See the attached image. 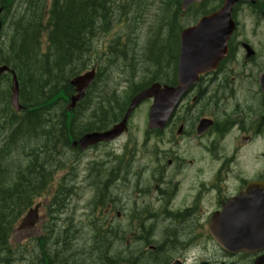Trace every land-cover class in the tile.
I'll return each instance as SVG.
<instances>
[{
  "label": "trees",
  "instance_id": "16d2710c",
  "mask_svg": "<svg viewBox=\"0 0 264 264\" xmlns=\"http://www.w3.org/2000/svg\"><path fill=\"white\" fill-rule=\"evenodd\" d=\"M14 1L0 0V8H4L6 17L13 16L4 34L6 39L0 43V63L8 64L16 72L20 83V99L26 108L21 113L12 109L11 75H4L0 80V264H8L11 253L14 255L8 240L17 220L29 206L30 186L31 189L36 188V175L43 171L42 166L49 157L47 153H42V149L52 152L68 140L63 139L58 120H51L61 118V124L77 127V122L81 120L66 119L71 116H76L73 117L75 119L89 116L85 114V108L76 114L68 112L66 103L73 93L69 76L85 63L86 56L94 53L92 39L98 32L108 31V24L113 18V5L133 8L134 4L141 8L146 4L145 0H132L131 4L129 0L125 3H122L123 0H65L63 4H60V0H27L28 10L16 7V12L12 13ZM45 39L49 44L47 53L43 50ZM117 39L120 40L119 36ZM127 45L135 46L130 40ZM120 46V43L112 45L111 48L115 50L110 51L108 67L122 64L129 58V50L126 48L120 52ZM135 48L132 54L137 57ZM173 48L172 43L165 41H162L161 46L156 44V40L150 43L146 47V67H152L153 64L161 66ZM160 73L157 78L161 77ZM110 92L111 95L104 98L109 104L106 110L90 114L95 116L93 119H102L96 128H105L111 123L108 119L122 115L136 91L132 93L130 90L127 98L119 100L115 98V90ZM87 100L86 97L84 101ZM114 100L119 103V108L110 110L112 103L116 102ZM84 123L85 128L82 124L78 129H68L69 132L80 135L91 130L93 126ZM29 138L38 139V143L36 140L28 142Z\"/></svg>",
  "mask_w": 264,
  "mask_h": 264
},
{
  "label": "flooded vegetation",
  "instance_id": "af4514ba",
  "mask_svg": "<svg viewBox=\"0 0 264 264\" xmlns=\"http://www.w3.org/2000/svg\"><path fill=\"white\" fill-rule=\"evenodd\" d=\"M238 16V15H237ZM236 39V36L234 37ZM234 42L231 43V51H234ZM240 41L235 47L238 52L244 48ZM255 54V55H254ZM244 57L245 63H240L237 57L232 60V65L224 64L221 69L224 74L231 76H254L264 70V42L259 47V52ZM246 56V55H245ZM230 59V58H229ZM230 68H226V67ZM249 84L236 86H219V97L215 104L222 103V92L233 89L234 102L231 111L232 127L228 132L221 133V126L228 123V117L220 110H213L207 113V106L204 112L207 116L214 119V132L218 138V145L223 147L220 153V165L215 174H208V169L203 164L197 171L198 180H188L181 175H176L174 182H159L160 177L155 176L153 188L159 196L154 200L150 209L144 210L138 207V202L134 200L135 206L127 198L122 200V204L116 210V207L109 208L106 211L108 221L114 219L113 212L117 211V216L121 221L125 220L120 228H106L94 230L92 234H102L103 238L92 241H100L98 244L90 246L91 255L98 252V258H103L109 264H254L257 256L263 255L264 251L257 254L246 255L244 253H232L223 250L210 237L206 231V220L210 221L213 214L221 210L224 200L226 202L235 197L238 188L239 192L245 188L250 181L259 180L264 182V91L262 87ZM248 93L242 96V93ZM187 133L186 123H182ZM170 124L168 126L171 127ZM228 127H226L227 129ZM257 152L256 158H252ZM247 158L248 169L243 171L241 176L236 170L237 165H233L236 158ZM158 160H160L158 158ZM231 165L226 163L230 161ZM169 166L172 161L169 160ZM160 169V166H156ZM182 167L174 168L176 174L182 171ZM233 168V169H232ZM226 176L228 187L224 195L209 197L205 204L212 207L206 212V206H202V197L194 196L193 193L202 183H206L213 177ZM182 182L193 183V187L187 185L189 190H193L192 196L180 198L175 190V194L169 193V186L172 183L178 185ZM243 182V184H242ZM129 182H126L128 186ZM246 184V185H245ZM245 187H242L244 186ZM233 187V188H232ZM214 202L215 205L212 203ZM133 203V202H132ZM119 233V234H118ZM83 248V247H82ZM82 248L78 247L77 256L81 257ZM108 248V250H107ZM112 249V252L110 250ZM107 250L105 257L101 256V251ZM82 259V257H81ZM94 259V257H93Z\"/></svg>",
  "mask_w": 264,
  "mask_h": 264
},
{
  "label": "rangeland",
  "instance_id": "374dc122",
  "mask_svg": "<svg viewBox=\"0 0 264 264\" xmlns=\"http://www.w3.org/2000/svg\"><path fill=\"white\" fill-rule=\"evenodd\" d=\"M150 1V10L147 11L145 13V15L149 18V20L146 22L145 20L142 22V26L139 29V35H140V40L137 41L138 43V55L137 57L133 55L134 60H136V65L135 67H130V70L127 73H124L126 79H130L131 76L135 75L134 78H136L138 71L142 70L143 67L145 66V59L147 57V50H146V46H147V39L150 36V28L152 27L154 21H155V16L157 14H162V12H158L159 11V2H161V0H149ZM122 26L119 25H115L114 29H112L109 33H105V34H100L102 36V39H100L98 41V43L102 44H107L108 41L113 38L114 34L117 33L119 30H121ZM123 32H127V30H123ZM128 50H130V46L127 47ZM132 53V50L129 52V54ZM114 76H113V81L117 82V81H121V86H126L127 82L122 79L123 75L119 72H114ZM141 73V72H140ZM109 83L115 85L114 82L108 81ZM150 101H145L144 103H142L139 107L136 115L134 116V128L132 130V132L127 136V138H130V136L132 137V140H135V143L132 142L130 143L131 147L135 146L137 149V152L135 154V160L136 162L132 165L131 163H129L128 161H130L126 156L124 151H121V149L124 150V145L126 140H123L119 143H116V146L110 145L107 147H103V148H99L97 151L99 159H101L100 161L103 160H110L112 161L110 164L113 165L116 169H118L119 167L122 166V172H131L132 171V180L131 183L135 182L138 180V176L139 175H144L146 181H153L155 176H159L160 175V171L159 169L155 166L154 160L156 158L153 157V153L154 151L152 150L153 147L155 146L154 144V140L153 138L150 139L149 143L146 145L144 144L143 141V135H142V127H143V122L146 121V117L148 116V112H149V107H150ZM183 108V107H182ZM135 114V113H134ZM145 119V121H144ZM136 126H138V128H135ZM169 137L168 135L164 136L163 139H161L158 143V145L161 148H165V147H173L175 150V153L180 154L181 156H185V158H187L188 160L192 157L194 159V161H196V156H199L201 153L200 150V139L198 138H186V139H179L178 142H176L175 144H171L170 141L168 140ZM130 140V139H129ZM128 140V141H129ZM130 147V148H131ZM132 151V148L129 150V152ZM107 154L109 155L107 158ZM95 153V151H94ZM123 154L121 159L122 160H117L114 159L116 154ZM76 156V154H74ZM88 154L84 155L87 156ZM83 156V157H84ZM191 156V157H190ZM81 156L77 157V159H69L67 161V163H69V166L74 165L76 167V169L74 170L77 174H78V185L77 187H68L65 188V191L69 190L68 194H70V192L73 191V189H75L76 193L74 195H71V197L68 199V203H67V208L63 211H60L58 213H55L53 215V218L51 217H46L45 216V224L46 222H50V223H58V225L56 227H54V229L61 231L62 229L67 228L69 230V234L68 237L73 238L75 236V241L77 243V246L79 248L84 247L87 250H91L90 245H92V240L89 239L88 235L89 232L87 231V229L90 227V217H88L85 214V210L83 209L86 202H87V198L88 196L86 195V188L85 185L87 184V182H92L94 179L93 178H89L88 180H85V176L87 175L86 171L84 168H89L87 163L83 161V158ZM130 157V156H129ZM167 158L161 161L163 163H166ZM105 163V161H104ZM145 167H148V169H143ZM187 172H190L192 175V180L196 181L198 180V176H197V169H198V165L196 166H191V164H188L186 167ZM142 169V170H141ZM121 172V173H122ZM60 175L62 174L61 172L59 173ZM92 174H94V170L92 169ZM166 181H172L174 182L176 179V175L173 172H169L168 174H166ZM175 175V176H174ZM122 179H123V175L121 174ZM98 179L101 180V175H99ZM187 181V179H186ZM119 183L117 184H108V189L106 194L110 195V198H120V200L118 201V205L122 204V198H133V195L135 196V198H137V202H138V207H142L144 210L147 211V209H145V207L147 206V200L149 201V204H151L150 202H154L155 199L158 198L157 194H153V193H149L146 196L144 195V193L139 192V188L141 187L140 185H135L134 187L132 185L127 186L123 180L119 179ZM136 183V182H135ZM187 183V182H186ZM193 187V183L190 182L189 184H186V186L180 181L178 185H175V183H172L169 186V190L172 191V189L175 188V190H179V197L180 198H186L187 196H192L191 193L193 192V190H189V188L187 187ZM96 189V188H95ZM97 190V189H96ZM101 192L103 193V190H101ZM134 192V194H133ZM91 195V194H90ZM89 195V196H90ZM194 195V193H193ZM214 205L215 203L212 202ZM133 205L135 206V203L133 202ZM214 207V206H210L209 210ZM148 209H150V206H147ZM104 221V220H102ZM117 221V220H116ZM105 222V221H104ZM125 220L121 221L119 220V222H115L116 226H120V224H124ZM64 225V226H63ZM115 226V227H116ZM44 228V222L43 224L40 226V229ZM119 228V227H118ZM20 232H15L14 233V238L17 240L13 245H14V251L15 249L17 250V256L19 257V260L17 261V263H13L11 262V264H30L29 262V254L27 252L22 253L23 250L26 249H32V247L34 245L37 244V240H35L34 238L38 237V236H45L47 235V233L45 232H41L38 231L36 233H28L27 232H21L22 234H19ZM119 234V233H118ZM27 240V241H25ZM12 249V247L10 248ZM86 250V251H87ZM108 250V248H107ZM107 250L105 251H101V256L105 257ZM83 251L81 254L82 260H90L92 257H96L98 256V252H96L95 254H92L90 252H86ZM110 252H112V249L110 250ZM35 264H39L38 262H36ZM97 264H109L108 262H106L105 259L100 258L99 262H97Z\"/></svg>",
  "mask_w": 264,
  "mask_h": 264
},
{
  "label": "water",
  "instance_id": "95a60500",
  "mask_svg": "<svg viewBox=\"0 0 264 264\" xmlns=\"http://www.w3.org/2000/svg\"><path fill=\"white\" fill-rule=\"evenodd\" d=\"M194 0H184L186 8ZM202 1V0H198ZM235 0H227L224 9L215 15L204 18L197 29L201 32L186 34L183 43V52L180 68V84L177 87L160 88L159 84H154L150 88L142 91L132 102L131 110L144 98L155 97V102L151 108V125H164L171 111L179 101L185 90L194 82L197 76L212 68L226 51V42L231 32L230 11ZM5 67L0 68V73ZM12 102L20 108L18 102V83L16 79L13 84ZM127 114L123 123L116 126L113 131L106 133H94L84 137L85 141L93 139L108 140L118 135L122 131V126L129 116ZM240 214L234 218L226 216L217 217L211 226V232L223 244L235 243L238 248L248 249L254 243H264V223L262 208L264 207V198L242 197L239 203ZM31 214L23 219L21 228L27 226ZM221 219V220H219ZM220 223V227L219 224ZM255 230V231H254ZM233 231V232H231ZM233 234V235H231ZM264 246V244L262 245Z\"/></svg>",
  "mask_w": 264,
  "mask_h": 264
},
{
  "label": "bare ground",
  "instance_id": "6f19581e",
  "mask_svg": "<svg viewBox=\"0 0 264 264\" xmlns=\"http://www.w3.org/2000/svg\"><path fill=\"white\" fill-rule=\"evenodd\" d=\"M80 47V46H79ZM66 50V49H65Z\"/></svg>",
  "mask_w": 264,
  "mask_h": 264
}]
</instances>
